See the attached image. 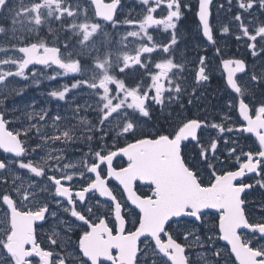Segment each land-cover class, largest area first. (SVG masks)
I'll use <instances>...</instances> for the list:
<instances>
[{"label": "snow or ice", "instance_id": "6c2138e0", "mask_svg": "<svg viewBox=\"0 0 264 264\" xmlns=\"http://www.w3.org/2000/svg\"><path fill=\"white\" fill-rule=\"evenodd\" d=\"M212 0H199L198 17L203 26V34L209 41H213V32L209 23L210 4ZM95 5L94 16L102 17L104 21H112L115 23V11L120 0H111V3H104V0H90ZM144 5H149L150 0H142ZM18 4L22 5V0H18ZM162 4H166L167 14L161 18H157L154 13ZM264 8V0H240V9H253L254 7ZM184 7H190L185 4ZM80 5H76L79 9ZM44 10V15H42ZM9 13L12 30H31V28L40 26L47 18L55 17L60 20L62 17L78 18L79 12L74 10L72 5L62 3L61 0H42V2H33L28 7L17 6L12 0H0V14ZM181 0H154V6L147 8L146 14L138 21L128 20V24H138V31L127 33L130 37H140L147 41H153V37L148 34V29L152 26L163 25L165 29H176V21L182 16ZM84 18L87 19V9H84ZM235 20L240 23V28L245 37L250 41H257L259 37L264 41V24L249 32L240 15L235 16ZM251 23V22H250ZM74 32H79L80 47L87 49L89 45L99 40L101 47L110 43L109 34L104 31L100 23H73L70 25ZM8 29L0 26V34H4ZM223 32L228 33L229 28L223 27ZM123 37V39H126ZM240 39V37H237ZM214 42V41H213ZM176 44L175 31H173L172 39L169 44L157 45L153 41L152 46L141 43L136 49V55L129 56L124 54L122 59L124 67H128L129 63L141 64L142 54H151L159 47L164 53H169V58L163 59L155 64V68L160 71L151 76L152 84L148 90L142 91L140 86L127 87L122 80H117L109 74L112 67L110 54L105 56L104 60H100L98 56L94 58L93 69L95 72L89 79L79 80L70 87L65 86L61 91L51 92V96L64 100L71 89L87 85L90 89L99 92L102 104L101 124L110 119H117L119 123L117 127L120 134H131L136 137L137 124L129 116V109L138 111L143 116H148L149 111L147 101L149 100V92L154 89L155 95L151 97L158 104L164 103V93L168 92V99L171 101L172 92L179 94L181 88L179 84L174 87H165L164 81H168L172 85L173 81L170 77L173 69H179L181 66L174 63L170 58V48ZM67 48V45H64ZM253 49L255 55L256 44L249 45ZM0 51H7L0 48ZM22 54L20 59L0 60L3 65H15L16 71L4 72L0 70V87L4 86L8 77H25V70L29 65H57L63 70L64 74H83L84 68L81 64L83 56L81 53H75L77 58H72L73 54H69L67 58H62L61 49L59 47H49L45 43H31L17 49ZM91 51H97L93 48ZM219 51V49H217ZM119 58V57H118ZM205 57L200 58L201 67L198 71L197 79L199 81H207L209 79L204 66ZM224 67L228 69L227 82L236 93L240 94L239 114L246 121L241 124L239 131L253 133L258 139L260 150L253 153L251 151L244 154L246 159L241 163L235 171H219L217 172L214 165L207 163L209 159V149L201 146L197 153L199 161H192L186 158L182 151V143L188 141L189 138L196 140L198 130L205 127V122L199 119H188L182 122L176 129L169 134H157L155 137L144 136L143 138H135L134 142L127 143L126 146L118 148L116 151H108L102 155L96 152L97 162H93L91 166H85L86 171L94 173V179H90L86 187L75 191V195L83 204L85 195L89 192H98L101 197L110 198L114 202L115 221L113 226H109V220L106 215H96L93 207L99 206V201L90 207H85L84 212L77 211L73 200V188L65 186L66 182H71L75 175L66 174L59 167L60 157H51L57 161L56 168L52 169L48 165V161L43 162L44 166L33 164L31 161L25 162L23 158L29 151L25 143L21 140L24 133L9 131L6 126L4 113L0 112V149L5 152L15 154V157L21 158L18 163L19 169H27L36 177H43L53 184L55 192L58 196L66 197L71 207V216L78 218L83 222L86 230L79 235L77 245L78 251L82 257H86L91 264H101V258H107L114 261V264H190L189 256L186 254L187 249L193 244L203 247V241L199 235H196L191 227L192 221L205 223V217L208 213L205 210H219L218 216V232L219 237L227 241L231 245V253L235 254L239 264H264V218L258 222H250L245 211V200L241 194L246 189H251L252 184H246L242 181L237 182L238 178H242L246 173L260 172L264 170V104H261L253 114V109L249 107L243 98L246 89L237 83L234 79V73L240 72L245 68L243 60H224ZM235 64L232 68L230 65ZM124 69L121 68L122 72ZM26 78V77H25ZM253 80H257L256 75L252 76ZM110 84L116 85V94H111ZM121 93L123 96L121 97ZM178 98V97H177ZM114 100L118 102L113 103ZM190 102V101H189ZM2 103V101H0ZM78 107V106H77ZM47 113L39 116V120H45ZM61 117L56 116L55 121H59ZM35 127V125H33ZM220 132L226 129L219 124L213 125ZM38 131V129H37ZM227 131H232L231 128ZM61 137L71 140L70 131H63L55 137H45V139L60 140ZM39 147V145L37 146ZM217 142L210 144V150L215 153ZM35 151V149H31ZM235 148L231 149L230 154L235 153ZM119 153H123L128 159L127 167L119 169L113 168V158ZM15 162V161H14ZM107 164L106 176L101 173V165ZM199 163L205 165V169H211L209 181L206 183ZM65 168L70 166L65 165ZM9 165L4 160H0V183L7 184L8 177L3 176ZM47 169V170H46ZM47 171H56L57 175H47ZM79 176L84 177V172L80 171ZM114 177L124 190L128 193V199L133 205L139 209L138 218L134 225V230H126L128 220L126 216L128 212L124 211V206L117 200L112 188L108 186V178ZM19 180V183L16 181ZM137 180L148 181L154 185L152 195H137L134 184ZM65 182V183H62ZM264 187V181L259 182ZM12 191L0 194V203L5 206L3 212L4 220L0 223L6 225L3 229L4 240L0 243V248L5 250L9 264H31V258H38V264H73L71 253L61 255L54 253L52 250L41 247L36 240L35 224L37 221H44L46 214L49 213L48 204H36L35 208H27L28 203H35L37 199L36 185L25 183L23 179L16 176L12 180ZM19 204H24L25 208L21 209ZM109 212L113 209L109 205ZM55 215V213H51ZM95 217L90 219L89 217ZM61 223H64L61 221ZM115 228V234H114ZM249 229L254 236H258L255 244L252 240L242 238L240 229ZM71 231V227L68 229ZM209 232H214L213 228ZM52 236L49 238L51 245H57L63 238L58 232L53 230ZM141 237L145 238L144 247H141ZM178 238L189 241L191 244L180 243ZM211 243L216 239L215 235H207L204 238ZM149 241L154 243L149 246ZM30 245V247H28ZM118 250V255L114 256L112 250ZM202 256L205 254H201ZM55 256V259H54ZM212 256L219 264L223 259L220 250L212 252ZM0 264L4 261L0 259ZM86 264V262H82Z\"/></svg>", "mask_w": 264, "mask_h": 264}, {"label": "rangeland", "instance_id": "374dc122", "mask_svg": "<svg viewBox=\"0 0 264 264\" xmlns=\"http://www.w3.org/2000/svg\"><path fill=\"white\" fill-rule=\"evenodd\" d=\"M124 4L120 9L117 19H115V23L111 26L107 22L100 21L97 17L94 16V9L90 2L87 0H61L62 3H66L72 5L73 9L79 12V16L76 19L71 17H62L60 20L55 19V17L47 18L42 22L40 26H36L31 28V30H16L18 31L17 40L25 41L27 44L31 43H45L49 47H59L62 48V58H67L69 54H73L72 58H77L75 53H81L83 59H81V64L84 68L83 74H64L62 69L59 67H47L45 69L36 68L33 71L29 72L28 69L25 70V77H8L7 82L4 86L0 87V92L3 91L5 96H12L16 103L13 105L18 110H25L28 114L26 115V119L29 118V114H34L30 118L35 119V121L25 122L24 132L27 131V135H31L33 138L32 141L28 140L29 150L35 149V151H31L32 156H36V163L44 166L43 162L45 160L48 161V165L51 166L52 169L56 168L57 161L55 159H49L51 157H60L59 167L63 172H75L79 174L80 171H85V166H88L89 162L95 160V153L99 150H106L110 147V145H117L121 139L125 137L132 136L131 134H120V129L117 127L119 120L110 119L101 124V111L102 104L100 102L99 96L102 95V89L97 92L96 90L90 89L87 85H82L78 88L71 89V91L66 95V100L69 104V107L73 110L72 116L69 112H63V114H58V110L61 106L64 105V102L56 100L58 97L51 96V92L53 91H61L65 86H71L73 83L79 80L89 79L95 72L96 75H99L98 72L93 69L92 65L94 62V58L96 56L99 57L100 60H104L107 54H110L112 67L109 71V74L114 76L117 80H122L127 87H136L140 86L141 90H148L151 85L152 79L147 76V71L150 70L155 75L160 70L155 68V64L160 62L163 59H166L165 53L154 56L153 54H142L141 55V64L129 63L128 67H124L123 55L127 54L129 56L136 55V49H138L141 43H146V38L141 40L140 37H130L127 36L128 32L138 31V24H128V20L138 21L142 19V17L146 14L147 8L149 6H154V0H150L149 5H144L142 0H123ZM33 2H42V0H22V5L16 3L17 6L28 7ZM247 2V0H245ZM240 0H221L217 6L222 10H217L218 12V20L215 26L219 29L221 35L228 34L233 39H237L239 36H243L242 30L240 28V23L235 20V16L240 15L244 24L248 26L249 32H253V29L260 26L262 24V13L264 12L263 8L254 7L253 9H240L239 8ZM79 4L80 8L76 9V5ZM84 9H87V19L84 18ZM167 8L166 4H162L160 8L154 13L157 18H161L166 16ZM42 15H44V10H42ZM225 17V18H220ZM100 23L102 28L106 33L109 34L110 43L105 47H101V43L99 40H96L93 44L89 45L87 49H82L80 47V35L79 32H74L70 27L73 23ZM180 19L176 21V29H165L163 25L152 26L148 29V34L153 37L156 42H162L163 44H168L172 39L173 31H175L176 36V44L172 45L170 48V54L176 55V64L180 65L181 68L175 69L180 75V72L184 70L182 68L183 65H187L189 59L200 60L201 57H206L205 49L208 47L206 45L204 39L200 40L199 38L191 39L196 33L192 28L189 37L187 39L184 36H181V26L179 25ZM251 22V23H250ZM0 26L6 29H12L10 14L5 12L0 14ZM227 26L229 28L228 33L223 32V27ZM188 30V29H187ZM197 31V30H196ZM21 32V33H20ZM185 32H187L185 30ZM189 32V31H188ZM14 35V34H12ZM8 35L6 33L0 34V48L6 49L7 51H0V60L5 59H20L22 58V54L17 51V49L21 46V43L16 41H9ZM123 39V37H126ZM246 38V37H245ZM178 40H183L187 44L185 45ZM189 40V41H188ZM240 40V39H237ZM258 44L263 43L259 37L257 38ZM151 42V41H149ZM148 44H151L149 43ZM253 41L248 40V45L252 44ZM256 42V41H255ZM162 44V45H163ZM67 45V48L64 47ZM149 46V45H148ZM179 47H184V49H179ZM97 49V51H91V49ZM196 51H198L196 53ZM190 52V54H189ZM169 54V53H168ZM179 55H186L184 59H182ZM200 55V56H198ZM191 56V57H190ZM119 57V58H118ZM210 59V57H209ZM143 62L151 63L152 67L141 68ZM132 66V68H131ZM135 66V67H134ZM124 70L121 72L120 69ZM189 67L186 68V71ZM0 70L4 72L16 71L15 65H3L0 64ZM146 72V73H145ZM41 77V78H40ZM172 81L175 83L178 82L177 78L172 77ZM91 82V80H90ZM185 82V81H183ZM181 82L182 87L187 88L189 84H185ZM165 87H174V85H169L168 81H164ZM173 84V83H172ZM204 88L202 92H199L198 85L192 86V89L198 90L197 98H201L204 102H209L212 100L213 93L212 85L210 81L205 84H201ZM116 87L115 84H110L109 87L112 90L111 94L115 95V91L113 87ZM180 86V88H182ZM254 83L252 84L251 90L254 89ZM2 89V90H1ZM210 91H206V90ZM206 91V92H205ZM121 97L123 93L120 94ZM155 95V90L152 89L149 92V100L147 101V107L149 111L148 116H143L138 111L129 109V116L134 122L137 124V133L136 136L146 135L148 133H152L156 131L157 128L152 121L158 123L159 125L167 127L171 132L176 129L178 126H171V124L175 121L177 122V117L179 112L176 111L181 102L180 97L174 91L172 92L171 101L168 99V92L164 93V103L158 104L151 99L152 96ZM178 97V98H177ZM39 98V101H38ZM59 99V98H58ZM14 101V102H15ZM118 102L114 100L113 103ZM78 106V107H77ZM211 104L207 105L206 103L202 105V107L197 108L196 113L203 120V114H209L212 108H210ZM10 106V108H13ZM19 107V108H17ZM229 107V103H227V108ZM63 109V108H62ZM83 109L86 110L87 115L83 116ZM47 113L45 120H39V116L43 113ZM78 115L79 119L86 123H94L90 125L89 131V141L85 144L88 145L82 151H75V144H71L68 141H72L77 143L78 135L81 132V125L74 126H65L66 122L70 118H76ZM59 116L61 119L59 121H55V117ZM167 116L169 118L167 119ZM162 120L166 121L167 124H164ZM89 121V122H88ZM180 122V118L178 119ZM222 125L226 131L220 132L218 128L213 127V125ZM35 125V127H33ZM37 127L41 130L40 133H43L41 139L33 133L34 129ZM235 126H230L227 122L219 121L216 118L208 120V125L203 131L201 135V141L199 143V150L201 146L205 149H209V159L207 163L214 165L217 164L218 167L225 166V161L222 158H218L216 153H212L210 150L211 142H217V149L219 147L220 140L227 139L226 137L231 136L228 133H232L234 131ZM102 128L101 138L104 140L103 142L98 143V130ZM231 128L232 131H227V129ZM63 131H70V135L72 136L71 140H67L61 137L60 140H52L45 139V137H55L60 135ZM235 136L238 137V133L235 132ZM236 138V137H235ZM231 140V139H230ZM219 142V143H218ZM39 145V147H37ZM229 146V145H228ZM225 146V147H228ZM241 140L235 141L233 144V148L236 151L240 150ZM230 148H226L227 153L230 151ZM216 152V151H215ZM230 156H236V154H228ZM214 156V157H213ZM68 165L69 168H65L64 166ZM14 171V169H13ZM205 226L208 228L214 229V232H210V235H215L216 239L211 243L208 242V248L211 250L210 255L212 256V252L215 250H220L223 256L219 262H224L226 264L234 263L231 256L228 254V248L221 242L219 233L216 230V222L212 217H208L205 223ZM205 238L203 233L201 235V240ZM205 240V239H204ZM205 244H203V248ZM204 254V251L200 248L197 252V256L201 260V262H216L215 259L209 255H201ZM210 258V259H209Z\"/></svg>", "mask_w": 264, "mask_h": 264}, {"label": "flooded vegetation", "instance_id": "af4514ba", "mask_svg": "<svg viewBox=\"0 0 264 264\" xmlns=\"http://www.w3.org/2000/svg\"><path fill=\"white\" fill-rule=\"evenodd\" d=\"M90 2V0H87ZM221 0H213L210 6V18L209 23L212 28L213 32V41H209L206 36L203 34V26L202 23L199 20L198 17V10H199V0H181L182 5V16L180 18L179 25L181 26V36H184L186 39L191 32V29L193 28L195 31V35L190 38L196 39L199 38L200 40L204 39L206 45L205 52L206 59L204 66L206 67V74L208 75L209 79L207 81H199L197 79L198 77V71L201 67L200 60H193L189 59L187 62V65H183L182 70L179 73L175 71V69L172 70V73H170V77L177 78L178 82L175 83L173 81L172 85L179 84L181 87V82L185 84H189L187 88L182 87L181 92L178 94V96L181 99V102H179V105H176L178 107L176 109L177 112H179L177 117V122H173L171 126H179L182 122H185L188 119H199L203 122H205V127H202L201 130H198L197 137L201 139V135L203 134L204 129L208 125V120L210 119H217L219 121L227 122L230 126H235L234 131L232 133H228L231 136L226 137L227 139L220 140L219 147L216 149V156L218 158H222L225 161V166L218 167L217 164H215V168L217 172L219 171H235L238 169L239 165L243 163L246 159L247 152L251 151L253 153L260 150L258 139L255 137V134L253 133H247L243 131H239L240 125L246 124L247 122L243 120V117L239 114V99L240 94L236 93L234 89L231 88V86L227 82L228 77V69L224 67L223 61L224 60H243L245 64V68L240 72L234 73V78L237 80V83L242 87V89H246L245 94L243 96L245 103L249 105L250 108H252L253 114L255 112V109H257L261 104H264V42L258 44V41L252 42L256 44L255 48V55H253V49L249 47L248 45V38L239 36L240 40H237L236 38L233 39L228 34L221 35L219 32V29L217 28L216 23L218 20V12L217 10H222L217 6V4L220 3ZM231 1V0H230ZM12 3L15 5L18 3V0H12ZM104 3H111V0H104ZM91 4V3H90ZM124 4L123 0H120V3L118 5V9L116 12V18L117 15L122 8ZM187 4L190 7H184V5ZM93 9H95V5L91 4ZM264 9V8H263ZM98 18V17H97ZM225 18V17H220ZM99 19V18H98ZM262 24H264V12L262 13ZM100 20V19H99ZM102 21V20H100ZM107 22V21H103ZM108 23V22H107ZM110 26L114 24L113 22L108 23ZM188 29V30H187ZM19 30V29H18ZM185 30L187 32H185ZM189 31V32H188ZM21 33V32H20ZM14 34V35H12ZM18 31H13L12 29H9L6 32V35H8L9 41H16ZM188 40V41H189ZM153 41L157 45H162V42H156L154 39ZM153 41L149 42L146 40L147 45L152 46ZM182 42L183 44L187 45L185 41L178 40ZM20 42L21 46L28 45L25 41H16ZM151 43V44H148ZM170 43V42H169ZM168 43V44H169ZM54 47V46H53ZM61 52H62V48ZM179 49H184V47H179ZM219 49V51H217ZM198 51H196L197 53ZM164 53L159 47H157L156 51L151 53L154 56L160 55ZM190 54V52H189ZM166 58H169V54L165 53ZM176 55H171L170 58L173 59L174 63H176L175 59ZM182 59L186 57V55H179ZM200 56V55H198ZM191 57V56H190ZM201 57V56H200ZM210 57V59H209ZM47 67H53V65H49L46 67H42V69H45ZM135 67V66H134ZM141 68H147L152 67L151 63L143 62ZM188 70L186 71V68ZM230 67L235 68L236 65L232 64ZM40 68L37 66L31 67L28 69L29 72L33 71V69ZM56 68V67H53ZM132 68V66H131ZM181 68V67H180ZM158 70V69H157ZM146 73V72H145ZM153 75V72L150 70L147 71V76L151 78ZM256 75L258 77L257 80H253L252 76ZM41 78V77H40ZM210 81V84L212 85L213 93L212 100L207 102H204L201 98H197L198 96V90L192 89V86L198 85L199 92H202L201 84H205L206 82ZM254 83V89L251 90L252 84ZM152 84V81L150 85ZM166 84V83H164ZM114 90L117 91L116 87H113ZM2 90V89H1ZM115 91V94H116ZM206 91H210L209 89ZM205 91V92H206ZM5 93L3 91L0 92V112L4 113L6 126L9 131L13 132H21L24 133V125L25 122H32L35 121V119L30 118L34 114H29V118L26 119V115H28L25 110H18L13 105H15L16 101L11 98L12 96H3ZM59 101L64 102V105L61 106V108L58 110V114H63V112H69L72 116L73 110L69 107V104L66 99ZM15 101V102H14ZM39 101V98H38ZM190 101V102H189ZM211 104L210 108H212L211 112L209 114H203L204 120L197 115L196 110L197 108L202 107L203 104ZM227 103H229V107L227 108ZM13 107V108H10ZM19 108V107H17ZM63 108V109H62ZM87 115L86 110L83 109V116ZM76 118H70L66 122L65 126H74V125H81V132L80 135H78L77 143H74L72 141H68L71 144H75L74 147L71 146V148H74L75 151H82L88 147L85 143L89 141V131H90V125L94 123V120L92 123H86L83 122L81 119H79L78 115L75 116ZM169 116H167V119ZM180 118V122L178 119ZM151 123L155 125L157 128L156 131H153L152 133H148L146 135H140V136H128L124 139H121L117 145H110V147L106 150H99L102 155L107 154L108 151H116L120 147L126 146L127 143L134 142L135 138H143L144 136H151L155 137L157 134H169L171 131L167 129V127L159 125L158 123L150 120ZM89 122V121H88ZM164 124H167V120L164 121ZM41 129L37 127L33 130L35 135L38 137V139L42 138V134L40 133ZM235 132L238 133V137L235 136ZM102 128L98 130V138L97 142H103L101 138ZM31 135H21V140L25 143V146L29 148L28 140L32 141L33 138H31ZM236 137V138H235ZM231 139V140H230ZM241 140V146L240 150L235 151L234 154L236 156H230L231 150L228 151L229 153L225 152L226 148L233 149V144L235 141ZM199 143L196 142V140H188L182 143V151L185 154L186 158L192 161H199V157L197 153L199 150ZM229 145V146H228ZM228 146V147H225ZM214 153V154H215ZM233 155V154H232ZM214 157V156H213ZM25 159V162L31 161L33 164L36 163V156H32L31 151L29 150L25 156L23 157ZM21 158L15 157V154L5 152L3 149H0V160H4L6 164L9 165V168L6 172H3V176L8 177V183L3 184L0 183V194H3L5 192H11L12 191V180L14 177L19 176L23 179V181L27 183H32L36 185V193H37V199L35 203H28L27 208L34 209L36 204H48L49 213L46 214V219L44 221H37L35 224V231H36V240L37 243L44 248H47L49 250H52L54 253H59L61 255H66L67 253H71L73 257V264H82V262H86V264H91L90 261L86 257H82L80 252L78 251V237L82 234L83 230H86L83 226V222L79 221L78 218L71 216V205L67 201L66 197L58 196L55 192V188L53 184L49 183L47 179L43 177H36L35 174L30 173L27 169H19L18 163ZM15 161V162H14ZM93 162H97L96 158L94 161L89 162L88 166L90 167ZM209 163V162H208ZM210 164V163H209ZM39 165V164H37ZM128 160L125 157H118L113 159L112 167L119 169L121 167H127ZM41 166V165H40ZM199 167L202 171L203 177L205 178V182L207 183L210 178L211 169H205V165L203 163H199ZM14 169V171H13ZM47 170V169H46ZM101 173L102 175L106 176L107 174V164L101 165ZM66 174H73V172H66ZM47 175H57L59 178V173L56 171H47ZM95 174L84 171V177L81 178L79 174L74 175L73 180L71 182H63L65 183V186H69L73 188V200L76 202L75 207L77 211L84 212L85 207H90L96 204V201L98 200L99 206L93 207V212L96 213V215H106L107 219L109 220V226H113V222L115 221V215H114V202H111L110 199H107L106 197H101L98 192H89L85 195V201L83 204L79 201V198L75 195V191L80 190L82 187H86L87 183L90 182V179H94ZM243 183L246 184H252L253 187L251 189H246L245 192L242 195V199L245 200V211L246 214L249 217L250 222H258L261 221L262 218H264V187L261 186V181H264V170H261L260 172H254V173H246L244 178L241 179ZM237 181V182H240ZM20 181L17 180L16 183H19ZM108 186L112 188L114 195L117 197V200L120 201V203L124 206V211L128 212L129 215H127L125 218L128 220V224L126 226V230H134V225L138 226L136 224L139 209L134 206L131 201L128 199V193L124 190V188L119 184L118 181L115 180L114 177L108 178ZM154 185L152 184H143L140 180L136 181L134 184V189L137 193V195L140 196H147L152 195ZM109 205L113 209L112 212L108 211ZM18 206L21 207V209L25 208L24 204H19ZM5 210V206L0 203V220H4L5 217L3 216V212ZM208 215L204 218L205 223L207 221L208 217H212L215 219L216 222V230L218 232V216L219 212H213V211H206ZM51 213H55V215H51ZM90 219H95V217L90 216ZM63 221L64 223H61ZM204 224H201L200 222L192 221L191 227L194 229L196 235H199L201 237L202 233L205 236L210 235V232L208 228ZM6 227L5 224L0 223V243L4 240V234L3 229ZM69 227H71V231H69ZM53 230L58 232L60 236L63 238V243H61L60 240L57 241V245H51L49 242V238H55L52 236ZM219 233V232H218ZM114 234H115V228H114ZM242 238L252 240L255 244L256 239H258V236H254V234L251 233L250 230L243 229L240 232ZM203 244H205L204 248L193 244L191 248L187 249L186 254L189 256L190 264H216V262H201L199 257L197 256L198 250L201 248L204 251V254L210 255L211 250H209L208 241L204 240L202 237ZM221 239V238H220ZM145 238L141 237V247H144ZM178 242L180 243H189L191 244L192 238L189 239V241H184L182 238H178ZM222 242V241H221ZM149 246H151L152 241H149ZM262 244H264V241H261ZM30 247V245L28 246ZM228 249V254L231 256L234 263L229 264H238L236 258L233 256V253H231V247L226 246ZM112 254L114 256L118 255V250L113 249ZM0 259L4 261V264H9L8 258L5 255V250L3 248H0ZM55 259V256H54ZM210 259V258H209ZM31 264H38V258H31ZM101 264H114V261L109 260L107 258H101ZM219 264H226L224 262H219Z\"/></svg>", "mask_w": 264, "mask_h": 264}, {"label": "water", "instance_id": "95a60500", "mask_svg": "<svg viewBox=\"0 0 264 264\" xmlns=\"http://www.w3.org/2000/svg\"><path fill=\"white\" fill-rule=\"evenodd\" d=\"M213 1V0H212ZM212 3V2H211ZM210 6H211V4H210ZM117 9H118V7H117ZM117 9H116V11H115V15H114V20H115V18H116V12H117ZM100 20H102V21H104L103 20V18L102 17H98ZM210 18V17H209ZM108 23H111L112 21H107ZM33 66H41V67H44V66H48V65H40V64H33V65H29V67L28 68H31V67H33ZM54 66H57V65H54ZM58 67V66H57ZM235 79V78H234ZM190 139H192V138H189V140ZM118 157H125L126 159H127V157L125 156V155H123V153H119L116 157H114L113 159H115V158H118ZM128 160V159H127ZM244 177H242V178H238V181H240L241 179H243ZM137 181H139V180H137ZM141 181V180H140ZM143 184H151L150 182H148V181H141ZM122 186V185H121ZM123 187V186H122ZM126 191V190H125ZM242 195H243V193L241 194V197H242ZM107 199H110V198H108V197H106ZM135 206V205H134ZM205 211H213V212H219V210H216V209H208V210H205ZM243 230V228L242 229H240V232ZM246 230H249V229H246ZM251 231V230H250ZM222 240V242L224 243V244H226V245H228L229 247H231V245L230 244H228V242L227 241H224L223 239H221ZM233 256L235 257V254L233 253ZM237 262H238V264H239V261L237 260Z\"/></svg>", "mask_w": 264, "mask_h": 264}]
</instances>
